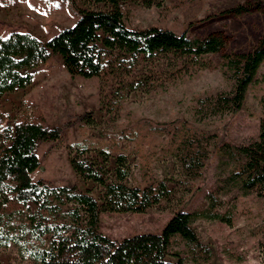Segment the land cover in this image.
<instances>
[{"label": "trees", "instance_id": "obj_1", "mask_svg": "<svg viewBox=\"0 0 264 264\" xmlns=\"http://www.w3.org/2000/svg\"><path fill=\"white\" fill-rule=\"evenodd\" d=\"M84 1L89 5L104 4L107 9L80 10L75 24L47 41L21 31L0 37V99L30 86L31 71L45 64L53 53L61 55L70 75L113 79L117 88L126 93L163 89L168 83L210 66L211 59L200 50H155L164 35L184 44L185 32L176 35L157 26L129 29L125 21L127 0ZM225 12L235 16L264 14V1L247 0ZM104 26L113 27L119 38L138 48L116 53L102 47L100 31ZM141 55L147 64L145 72L130 79ZM162 60L165 66L159 70L157 62ZM263 64L264 35L251 52L224 53L220 68L229 88L198 97L193 108L195 120L203 122L239 112ZM260 103L263 115L259 137L248 144L223 143L219 147L215 189L206 195L207 206L192 212L191 223L219 221L233 227L234 211L220 209L224 206L222 195L237 190L245 196H256L264 204V95ZM96 122L91 113L85 112L62 126L50 127L40 117L22 115L11 123L0 108V249L16 246L20 258L33 264H184L181 251L171 252L161 234L138 233L122 239L104 234L100 230V213H146L170 200V183L184 193L190 192V182L202 178L217 147V134L185 118L154 125L140 123L113 136L119 150L113 168V146L93 140L69 144L73 170L82 179L102 187L100 199L77 185H54L45 178H32V173L41 167L38 149L43 143L59 139L64 130L75 125L93 126ZM122 142L126 146L121 147ZM130 143L134 144L131 150ZM129 152L138 161V177L133 173ZM167 160L174 162L177 174L160 177L154 165ZM185 246L186 259L193 264L212 261V247L199 240L195 232L185 238ZM259 248L264 259V230Z\"/></svg>", "mask_w": 264, "mask_h": 264}, {"label": "rangeland", "instance_id": "obj_2", "mask_svg": "<svg viewBox=\"0 0 264 264\" xmlns=\"http://www.w3.org/2000/svg\"><path fill=\"white\" fill-rule=\"evenodd\" d=\"M247 0H127L126 26L129 29L158 28L172 30L176 35L186 34V42L168 35L154 46L155 50H200L211 59L207 69L186 76L165 88L150 93L133 91L126 93L117 88L113 79L72 76L67 71L62 57H52L32 70L33 83L27 88L8 93L0 99V108L14 123L19 116L40 117L50 127L62 126L80 113H91L95 125H75L64 130L62 136L43 143L38 149L41 167L32 173L37 180L45 178L54 185H77L100 199L102 187L93 181L82 179L70 163L69 144L84 140L100 141L114 148L110 167L115 165L119 150L113 136L147 122L148 125L173 119H188L197 127L214 132L218 136L217 147L207 162L201 179L191 181L192 190L184 193L175 183H170L173 195L168 201L153 207L146 213H111L101 211L100 230L113 239L152 232L163 235L171 252L181 251L184 264H193L186 259L185 238L195 232L199 240L210 245L214 256L208 264H264L259 242L264 230V204L254 195L245 196L237 190L222 195L224 206L221 212L232 209L233 227L219 221L198 220L189 217L196 209L207 206L206 195L216 186L218 150L223 143L237 146L248 144L259 137L263 107L260 98L264 95V64L259 69L257 80L251 85L243 108L232 114L211 117L203 122L194 118V105L198 97L228 90L229 84L221 73L222 55L229 52H251L264 35V14L242 16L225 11ZM264 1V0H259ZM162 4V5H160ZM106 10L104 4L89 5L84 0H0V37L12 31L30 32L43 41L72 26L79 18L80 10ZM100 45L116 53H127L137 45L123 41L113 27H102ZM149 47L146 45V49ZM137 68L130 79L143 76L146 61L139 56ZM165 61H158L163 70ZM126 146L122 142L121 147ZM134 144L128 145L129 150ZM129 154L133 173L139 175L137 159ZM160 177L175 176L172 160L155 163ZM101 204V201H100ZM3 264H33L20 258L16 246L0 249Z\"/></svg>", "mask_w": 264, "mask_h": 264}]
</instances>
